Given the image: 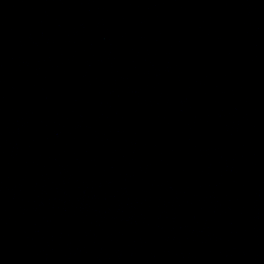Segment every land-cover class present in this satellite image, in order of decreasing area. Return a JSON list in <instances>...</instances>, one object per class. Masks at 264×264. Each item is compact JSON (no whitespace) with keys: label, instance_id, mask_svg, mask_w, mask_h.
I'll list each match as a JSON object with an SVG mask.
<instances>
[{"label":"water","instance_id":"95a60500","mask_svg":"<svg viewBox=\"0 0 264 264\" xmlns=\"http://www.w3.org/2000/svg\"><path fill=\"white\" fill-rule=\"evenodd\" d=\"M0 264H264V0H0Z\"/></svg>","mask_w":264,"mask_h":264}]
</instances>
